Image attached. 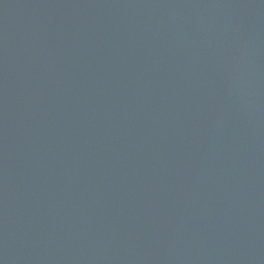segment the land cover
<instances>
[{
    "label": "water",
    "instance_id": "water-1",
    "mask_svg": "<svg viewBox=\"0 0 264 264\" xmlns=\"http://www.w3.org/2000/svg\"><path fill=\"white\" fill-rule=\"evenodd\" d=\"M0 264H264V0H0Z\"/></svg>",
    "mask_w": 264,
    "mask_h": 264
}]
</instances>
